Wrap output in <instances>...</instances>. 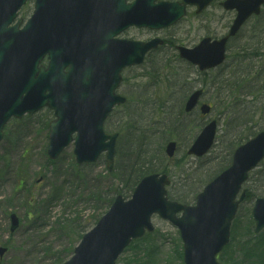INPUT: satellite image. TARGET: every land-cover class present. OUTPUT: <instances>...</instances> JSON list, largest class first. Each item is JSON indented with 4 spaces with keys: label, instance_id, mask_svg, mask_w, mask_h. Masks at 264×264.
<instances>
[{
    "label": "water",
    "instance_id": "1",
    "mask_svg": "<svg viewBox=\"0 0 264 264\" xmlns=\"http://www.w3.org/2000/svg\"><path fill=\"white\" fill-rule=\"evenodd\" d=\"M148 1L136 0H37L27 24L10 26L27 0H0V141L11 117L22 118L48 106L56 118L50 123L48 155L57 159L74 141L79 164L96 162L105 152L108 170L114 166L118 134H108L104 122L115 105L126 97L116 93L121 72L140 64L145 53L160 40L142 44L115 39L130 25L162 28L185 15L183 5L160 3L148 8ZM212 0H202L199 10ZM264 0H227L228 10L238 14L227 36L203 39L195 48L180 47L181 57L201 70L214 68L225 60L226 43L252 15H258ZM49 54L46 68L41 61ZM69 67L67 71L65 69ZM202 91L186 102V111L198 104ZM209 105H202L204 115ZM217 122L207 124L188 153L201 157L214 144ZM75 135V137H74ZM176 142L168 143L166 153L174 156ZM264 159V131L238 147L231 166L211 181L197 196L195 206L167 198L166 174L144 177L132 197L118 195L110 209L84 236L73 256L64 264H117L116 260L133 239L154 231L152 216L168 219L181 232L186 264H219L216 255L230 237V226L239 202L236 197L248 173ZM182 212L181 216L177 214ZM256 232L264 228V198L253 209ZM19 219L12 215L14 231ZM0 247V256L6 252Z\"/></svg>",
    "mask_w": 264,
    "mask_h": 264
},
{
    "label": "rangeland",
    "instance_id": "2",
    "mask_svg": "<svg viewBox=\"0 0 264 264\" xmlns=\"http://www.w3.org/2000/svg\"><path fill=\"white\" fill-rule=\"evenodd\" d=\"M33 3L34 0H31L27 7L28 16L33 11ZM222 14L223 10L218 6L204 17H195L191 10L186 19L168 33H176L178 41L183 44L205 33L212 36L225 34L232 24L233 15L229 13V19H225ZM242 47H254L257 50H248L256 51L259 55L241 64L239 60L243 55ZM165 48L169 51L171 49L166 46L158 53L148 56L143 65L124 71L119 92L127 96L128 102L115 108L107 121L106 129L110 132L118 130L121 136L127 139L132 136L131 141L133 146L137 147L136 151L139 150L140 153L146 148L149 156L154 154L158 147H165L169 140H176L178 152L171 159L165 155L162 161L173 181L168 188L169 195L172 198L187 195L188 202H195L196 194L203 189L207 181L230 165V153L264 126V90L255 91L264 84V27L257 19L250 20L238 37L230 43L226 65L205 74H199L195 68L175 59L165 60L169 53ZM244 72L250 73L248 80L252 79V87L239 88L233 92L234 86L231 85L234 81L242 80L245 77ZM213 81H223V85L216 83V87L212 86ZM195 86L204 87L203 101L213 104L215 108L205 118L196 112L185 120L186 129L183 125L182 131H176L171 126L179 116L177 114L184 96ZM50 113L49 110H43L41 115L35 116L30 121V131H23L28 132L29 136L19 141L16 146L6 137L0 143V245L8 248L0 264H55L50 257L70 252L72 249L74 251L81 240L77 231L63 235L54 230L52 226L57 218L63 215L66 218H78L83 226L84 221H90L95 214L100 213L94 203L78 201L76 196L81 194L79 198H83L84 193L87 195L98 190L106 192L115 187H122L116 176L122 174L121 164L123 166V163L128 162L125 154L120 158L116 156L112 173L107 171L104 156L89 165L85 175L87 178H95L96 182L86 178V182L77 183L71 178L64 179V176L54 179V167L46 166L48 129L41 123V120H51L54 117L53 112ZM179 118L181 123L182 118ZM213 119L219 124L214 147L202 158L188 155L190 142L198 135L205 122ZM27 120L23 121L24 125ZM19 125L21 122L13 121L8 129L15 132ZM137 129L138 138L135 137ZM128 133L131 135H127ZM124 142L122 141V144ZM136 151L134 150L135 153ZM58 160L56 168L67 172L68 166L75 161L73 144L65 149ZM153 165L158 166V162L154 161ZM41 176L43 180L37 183ZM71 180L76 183L73 187L70 184L65 187L61 184ZM21 181L31 189L28 196L26 192L15 191ZM54 186L57 189L64 187L65 194L56 198L53 205L39 207L45 214L42 217L45 219L43 223L48 222L51 226H46L43 232L30 229L31 223L23 216V211L16 210L19 209L20 203L33 193L46 200ZM244 188L251 191V195L239 207L231 228V243L224 253L219 255V260L222 261L221 256L224 255L230 261L229 264H252L254 252H259L262 256L257 264H264V230L256 235L255 222L252 219L255 199L264 196V162L251 172ZM15 211L21 219V227L11 233L9 215ZM106 211L107 209L104 213ZM152 221L156 227L155 232L132 242L117 260L119 264H184L181 256L183 243L178 229L158 215H154Z\"/></svg>",
    "mask_w": 264,
    "mask_h": 264
},
{
    "label": "trees",
    "instance_id": "3",
    "mask_svg": "<svg viewBox=\"0 0 264 264\" xmlns=\"http://www.w3.org/2000/svg\"><path fill=\"white\" fill-rule=\"evenodd\" d=\"M248 48H252L253 50H257L254 47H242L243 55L241 56V58L239 60L241 62V64L243 61H246V60L250 59L251 57H257L259 55L256 51H252V52L249 51V53H247L246 50H248ZM262 72H263V70H262ZM262 72H261V74H262ZM248 77H250V73H245V77L242 80L234 81L233 84L231 85L232 87L234 86L233 92H235V90H238L239 88H241V89L244 87L251 88L252 87L251 86L252 79L248 80ZM245 82H247V83H245ZM259 90H264V84L260 88H257L255 91L259 92ZM255 91H253V92H255ZM177 115H179L182 118L181 123H179L180 118L178 116L176 121L173 123V126H171V127L174 128L176 131L177 130L182 131L185 127V120L187 118L192 117V115L185 113L184 104H181L180 111L178 112ZM33 117L34 116H29L27 118L28 121L29 120L31 121V118H33ZM136 124L134 125L135 129L137 128ZM183 125H184V127H183ZM186 128L187 127H185V129ZM24 129H27V128L23 124V121H22L21 125H19L18 128L15 130V132H17V133L13 132L10 129L7 130L6 138L8 139V141L10 143H12L13 145L16 146L19 141L26 139L29 135L28 132L27 133L23 132ZM138 132H139V130L137 129L136 136H135L137 138L139 136ZM127 135H131V134L128 133ZM131 139H132V136H131V138H130V136H128V139H127V137H123V136H120V138H119L118 154L117 155L120 158V156L122 154H125V156H127V160H128V162L123 163V166L121 164L122 174H117V176H116L120 180L122 187H115V188H112L106 192H102L101 190H98V191L88 193L87 195H85V193H84L83 198H79L81 196V194L76 196V198H78L77 199L78 201L80 200L81 202L94 203L97 206V210L100 211L101 214L100 213L95 214L90 219V221L89 220L84 221L83 226L80 225L78 218H69V217L66 218L65 215H63L62 217H58L57 221L52 226V228L54 230H56L57 232H61L63 235H70L71 233H74L75 231H77L78 236L81 238L85 232H87L91 227H93L96 224V222L99 220V218L103 215L104 211L110 207L114 198L118 194H122L125 197H129L131 195V193L133 192L134 188L136 187V185L139 183V181L144 176L151 174V173H155V172H160V173L167 172V170H166L167 168L164 167L163 163H162V161H164V159L166 157L165 153H164V147L163 146L158 147L156 152L149 156L148 155V149H146V148H144V151L140 152V153H139V150L136 151L137 147L135 148V146H133V142L131 141ZM122 141H125V142L122 144ZM134 150L136 151V153L134 152ZM154 161L158 162V166L153 165ZM58 162H59V160L51 161L49 159H47V162H46V166L52 165L54 167L55 172L53 174V177L55 180L58 179L60 176H64V179L71 178V179L75 180V182H77V183H79L81 181L86 182L87 176L85 174H86V170L89 167V165L79 166L74 161L73 164H70V166H68L69 167L68 171L63 172V171H61L62 169L59 170L58 168H56ZM155 164H157V163H155ZM215 175H216V173H215ZM89 179L94 180L95 182L97 181L95 178H89ZM75 182L72 180L71 181H63V183H61V184L64 185V187L68 184H70L73 187L76 184ZM64 187H59V189H57V187L54 186L51 190V193H49L47 195L46 200H44L40 196H38L37 193H33L30 197L26 198L25 201L22 202L25 204V202L29 200V206L32 208L30 210V213H29V217L32 215V218H33L32 222H31L32 225H31L30 229L43 232V229H45L46 226H51V225H49L48 222H47V224L43 223L45 219H42V217L45 216V214L42 212V210L39 209V207H41V206L45 207L46 205H49V204L53 205L56 198H60L61 196H63V194H65V193H63L65 191ZM18 190H19V192L21 191V193L26 192L27 196L31 192V189L27 188V185H25L24 181L20 182L19 186L16 188L15 191L18 193ZM169 197L171 199H174V200H177V201H180L183 203H187L188 202L187 200L189 198L187 195L182 196V197L178 196L177 198L174 196H173V198L171 196H169ZM41 236H42V234L39 235L38 239H40ZM47 250H48V252L50 251L49 249H47ZM72 253H73V249L70 252L58 253V254L54 255V257H50V258L55 262V264H63L69 258V256L72 255ZM260 256H262V254L261 253L259 254V252H254V254H253V257H260Z\"/></svg>",
    "mask_w": 264,
    "mask_h": 264
},
{
    "label": "flooded vegetation",
    "instance_id": "4",
    "mask_svg": "<svg viewBox=\"0 0 264 264\" xmlns=\"http://www.w3.org/2000/svg\"><path fill=\"white\" fill-rule=\"evenodd\" d=\"M135 0H127L128 3H133ZM194 1L193 4H186L185 5V15H183L179 20H177L173 25L169 26V27H165V28H159V29H152L149 27H140V26H131L128 29H125L123 31V34L121 35L120 38L123 39H127V40H131V41H136V42H142V43H147L153 40H160L161 42L158 43L157 47L151 49L149 52H147L146 56H145V61L147 60L148 56L150 55H154L156 53H158L160 51V49L168 46L171 47L170 51L167 49V51L169 52L166 56H165V60H171V59H175L178 62L184 61V59L181 57V51H180V47H187V48H195L203 39L207 38V37H211L212 39L214 38H221L223 36H225L228 31L225 34H221L219 36H212L210 35V33H205L204 35H200L197 36L196 39L194 40H190L187 41L186 44L180 43L181 41H178V37L176 35V33H168V31H170L171 29H173L176 25H178L181 21H183L184 19H186V17L188 16V14L190 13V11L192 10V13L195 17H204L210 10L214 9L215 6H218L220 8H222L223 10V14L222 17H224L225 19L228 18V14L231 13V15H233V17L231 18V22L233 24L236 15H237V11L236 10H228L225 9L223 6V2L225 0H212L210 2V4H208L205 8H203L202 10H199V4L202 3V0H192ZM160 3H174V4H178V5H183L184 4V0H153L152 4L149 3L148 1V8H156V5L160 4ZM28 7V6H27ZM25 7L21 13H20V18L24 19L28 12L29 9ZM229 19V18H228ZM231 24V25H232ZM230 25V27H231ZM229 27V29H230ZM167 33V34H165ZM179 42V43H178ZM138 66V65H137ZM137 66H131L128 67L126 69H133L134 67ZM196 72L200 73V72H208V71H200L198 70L196 67H194ZM125 69V70H126ZM200 71V72H199Z\"/></svg>",
    "mask_w": 264,
    "mask_h": 264
}]
</instances>
